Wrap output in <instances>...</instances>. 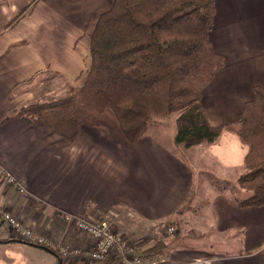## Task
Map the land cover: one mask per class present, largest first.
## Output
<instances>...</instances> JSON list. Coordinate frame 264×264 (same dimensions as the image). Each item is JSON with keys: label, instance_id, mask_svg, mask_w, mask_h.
Wrapping results in <instances>:
<instances>
[{"label": "crops", "instance_id": "crops-1", "mask_svg": "<svg viewBox=\"0 0 264 264\" xmlns=\"http://www.w3.org/2000/svg\"><path fill=\"white\" fill-rule=\"evenodd\" d=\"M109 7L110 0H0V167L25 189L19 193L0 182L1 205L54 247L91 245L64 216L93 223L112 215L114 232L137 246L145 264H264V206L240 207L230 189L213 190L208 178L197 177L216 167L225 182L237 164L239 177L245 150L236 163L230 157L225 166L212 164L213 144L187 150L173 144V118L171 139L163 144L150 131L129 143L110 111L73 142L41 122L14 117L55 93V87L44 88L48 82L57 80L69 93L82 86L90 34ZM210 41L225 63L204 89L202 105L212 125H225L238 119L253 86L264 88V0H215ZM169 227L175 229L171 235ZM233 231L243 234V251L223 249ZM0 240L8 241L0 243V252L19 256V264H59L55 255L15 239L2 220ZM153 241L165 249L145 257ZM13 263L0 257V264ZM63 264L119 263L111 257Z\"/></svg>", "mask_w": 264, "mask_h": 264}, {"label": "trees", "instance_id": "trees-1", "mask_svg": "<svg viewBox=\"0 0 264 264\" xmlns=\"http://www.w3.org/2000/svg\"><path fill=\"white\" fill-rule=\"evenodd\" d=\"M214 17L215 0H110L89 37L90 65L82 86L57 99L27 104L14 117L27 124L41 122L68 142L82 128L98 127L104 111L113 114L129 143L141 141L152 126L170 118L173 144L184 150L231 134L245 148L244 172L237 191L225 186L236 194L238 206L261 208L264 88L253 86V97L238 119L225 125H212L202 105L204 89L225 63L210 41ZM37 247L63 264L56 251ZM164 249L158 241L144 251L145 257Z\"/></svg>", "mask_w": 264, "mask_h": 264}, {"label": "built area", "instance_id": "built-area-1", "mask_svg": "<svg viewBox=\"0 0 264 264\" xmlns=\"http://www.w3.org/2000/svg\"><path fill=\"white\" fill-rule=\"evenodd\" d=\"M0 182L5 188L16 187L19 193H25L24 186L1 167ZM63 219L68 224H74L91 241V245L88 248L58 246L55 251L64 262L82 258L86 261L104 263L112 257L116 258L119 264H145L143 259L137 255L135 245L124 239V236L114 232L112 215L93 223L85 222L69 215L64 216ZM0 220L7 223L15 239L27 244L55 249L51 242L21 223L1 203ZM174 231L173 227H169L167 235L173 234Z\"/></svg>", "mask_w": 264, "mask_h": 264}, {"label": "rangeland", "instance_id": "rangeland-1", "mask_svg": "<svg viewBox=\"0 0 264 264\" xmlns=\"http://www.w3.org/2000/svg\"><path fill=\"white\" fill-rule=\"evenodd\" d=\"M53 84H54V82L53 83L48 82L47 85H44V88H45V86H47L49 88V91H52L53 88L55 87L54 88L55 93L51 94L49 96L50 98H48V99H57V98L63 97L64 95H67L69 93L68 89H66L67 88L66 86L60 88L57 80H56V84L55 85H53ZM53 97H55V98H53ZM40 102H42V101H40ZM158 124H160L159 125L160 128L156 129V126L150 128L149 129L150 134H152L153 136H157L159 138L161 137L160 140L162 141V143L167 144V142H169V140L171 139V134L173 131V127H172L173 125L170 121H168V119L164 120L162 122H159ZM240 149L243 151L245 150V148L239 144V142L237 141V139L235 137H233V136L231 137L230 135H228V137H227V133L221 134L220 137L218 138L217 142L215 144H213L211 149H210V154L213 157L212 164L213 163H215V164L220 163V166H222V165L225 166V165H227V159H229L230 157L233 158L232 163H236L235 162V161H237L236 157L238 156ZM238 168H241V165L237 164L234 167V169L231 168V170L233 169L232 170L233 172H229L230 170L227 172V180L225 181L226 184L229 183L228 184L229 187H235L234 191L238 190L237 189V182H236L238 179V175H236V173H238L237 172ZM216 170H217L216 167H213V168L211 167L208 170L209 172L207 171L205 173H202V172L198 173L197 177L200 178V181L203 180L201 178V176L208 178L210 185L213 187V190L219 191V190H223V188L226 186H225L223 177H221L220 174H215ZM198 186H199V184H198ZM199 190H201L203 192V190H204L203 184L201 186H199ZM231 195L235 196L236 194L234 195V192H231ZM201 198H203V197H201ZM230 235H231L232 239L228 240L230 243L227 242V245H224L223 249H225L227 251H233L234 253H237L239 250L243 251V245H242L243 239L241 237V236H243V234L240 233V231H233L232 233H230ZM124 239H126L127 241H130V239L126 238L125 236H124ZM156 242H158V241H156ZM156 242L153 241L152 243L155 244ZM60 246H62V245H60ZM135 247L137 248V246H135ZM219 247H217V249H219ZM56 248L57 247H55V250H56ZM1 250L2 251L0 252V257L2 259L5 258L7 260H12V261H14L13 264H15V262H17L16 264H19V256H16L13 253H10L8 251H5V249H1Z\"/></svg>", "mask_w": 264, "mask_h": 264}]
</instances>
